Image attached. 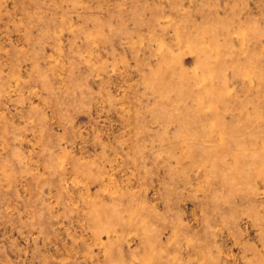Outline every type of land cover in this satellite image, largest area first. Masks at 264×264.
Here are the masks:
<instances>
[{
    "label": "rangeland",
    "instance_id": "rangeland-1",
    "mask_svg": "<svg viewBox=\"0 0 264 264\" xmlns=\"http://www.w3.org/2000/svg\"><path fill=\"white\" fill-rule=\"evenodd\" d=\"M0 264H264V0H0Z\"/></svg>",
    "mask_w": 264,
    "mask_h": 264
}]
</instances>
